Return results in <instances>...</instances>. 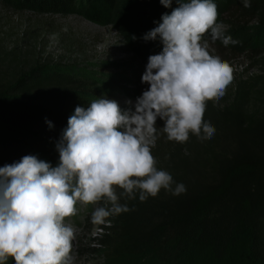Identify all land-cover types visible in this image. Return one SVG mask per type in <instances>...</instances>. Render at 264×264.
I'll list each match as a JSON object with an SVG mask.
<instances>
[{
	"label": "trees",
	"instance_id": "16d2710c",
	"mask_svg": "<svg viewBox=\"0 0 264 264\" xmlns=\"http://www.w3.org/2000/svg\"><path fill=\"white\" fill-rule=\"evenodd\" d=\"M213 2L217 23L227 26L226 36L235 39L249 27L264 34V0H251L250 8L242 0ZM19 3L33 10L47 6L51 12L75 6L74 0H15ZM78 7L87 20L107 22L118 5L117 0H83ZM176 7L172 0L163 8L170 15ZM205 39L221 57L242 48L212 43L210 35ZM242 55L250 63L227 87L228 97L206 105L204 120L215 128L211 139L190 133L185 143L169 141L157 118L151 151L157 169L172 176L173 190L182 183L186 191L174 196L161 189L141 202L139 193L129 200L119 189V203L130 211L114 215L117 226L102 227L100 238L111 251L110 238L121 230L123 239L113 243L112 249L119 248L113 256L126 248L141 255L138 264H148L152 252L175 264H264V113L252 110V102L260 100L253 94L264 89H258L260 83L264 86V51L246 48ZM11 73L0 74V168L29 155L56 167V146L75 108L84 106L87 86L59 67L37 64Z\"/></svg>",
	"mask_w": 264,
	"mask_h": 264
},
{
	"label": "clouds",
	"instance_id": "9594fccd",
	"mask_svg": "<svg viewBox=\"0 0 264 264\" xmlns=\"http://www.w3.org/2000/svg\"><path fill=\"white\" fill-rule=\"evenodd\" d=\"M168 8L172 0H160ZM171 14L143 39L162 43V52L148 58L141 83L149 85L137 98L134 111L95 99L87 108L76 107L57 144L59 164L52 167L35 156L0 168V264H74L72 242L76 230L65 220L77 214L76 204H99L94 224L110 215L130 211L119 203L117 189L131 200L156 197L161 189L179 196L185 185L172 189L173 178L157 169L151 149L157 140V118L164 122L169 141L185 143L189 134L211 139L215 128L205 122L209 101H219L234 79V69L209 52L212 43L237 45L217 23L213 0H177ZM244 8L251 0H242ZM134 39V38H133ZM51 127V125L49 124Z\"/></svg>",
	"mask_w": 264,
	"mask_h": 264
},
{
	"label": "rangeland",
	"instance_id": "374dc122",
	"mask_svg": "<svg viewBox=\"0 0 264 264\" xmlns=\"http://www.w3.org/2000/svg\"><path fill=\"white\" fill-rule=\"evenodd\" d=\"M80 3L83 0H74L73 8L61 7L51 12L47 6L33 10L27 4H15V0H0V74L9 77L19 67L37 64L59 67L86 84L84 108L95 99L105 98L116 101L122 112L134 111L137 98L149 87L141 83L148 58L162 52L159 37L154 41H145L143 37L158 26L162 15L167 14L165 7L160 0H117L119 9H115L107 22H92L80 11ZM234 40L240 41L237 46L242 48L232 56L227 53L221 57L212 45L209 52L229 63L236 77L250 63L242 55L246 48L264 51V34L249 27ZM251 72L258 73L257 70ZM136 79L140 80L139 85ZM261 87H264L262 83L258 89ZM224 97H228L227 91ZM253 97L260 100L251 101L252 110L258 115L264 113V89L256 90ZM118 192L119 189L117 195ZM96 207L110 209L111 204L107 200L95 205L77 202V214L65 220L66 225L76 230L72 242L74 264H138L141 255L125 252L126 248L118 257L113 256V250H119L111 248L113 243L118 245L123 239L118 228L116 231L120 232L110 238L113 241L111 251L102 246V227H115L117 221L110 215L104 224H94L92 213ZM148 255V264H175L163 261L158 252ZM6 264L15 262L9 258Z\"/></svg>",
	"mask_w": 264,
	"mask_h": 264
}]
</instances>
